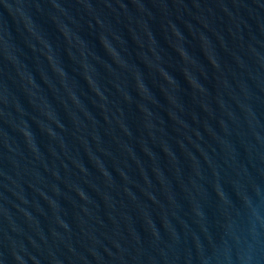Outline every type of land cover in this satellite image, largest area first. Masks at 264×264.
<instances>
[{
    "label": "water",
    "instance_id": "1",
    "mask_svg": "<svg viewBox=\"0 0 264 264\" xmlns=\"http://www.w3.org/2000/svg\"><path fill=\"white\" fill-rule=\"evenodd\" d=\"M0 264H264V0H0Z\"/></svg>",
    "mask_w": 264,
    "mask_h": 264
}]
</instances>
